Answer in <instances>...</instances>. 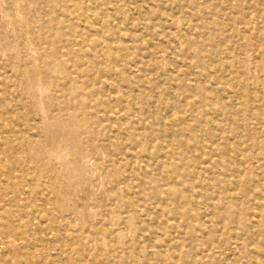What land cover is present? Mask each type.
I'll return each mask as SVG.
<instances>
[{"label":"rangeland","instance_id":"rangeland-1","mask_svg":"<svg viewBox=\"0 0 264 264\" xmlns=\"http://www.w3.org/2000/svg\"><path fill=\"white\" fill-rule=\"evenodd\" d=\"M154 1L0 0L8 264H264V0H176L166 24Z\"/></svg>","mask_w":264,"mask_h":264},{"label":"bare ground","instance_id":"bare-ground-1","mask_svg":"<svg viewBox=\"0 0 264 264\" xmlns=\"http://www.w3.org/2000/svg\"><path fill=\"white\" fill-rule=\"evenodd\" d=\"M130 2H132V1H135V0H129ZM144 2L146 1V0H143ZM164 2H166V3H164ZM175 2H176V0H170V1H168V0H155L154 1V4H153V6H156V8L159 10V11H161V12H159V14H161V16H163V17H161V21H163L165 24L166 23H168V22H172L174 19H179V20H181L182 19V14H181V12H179V14H177L176 15V13H170L172 10H174L175 9V7H174V4H175ZM86 3V2H85ZM164 3V4H163ZM87 5V4H86ZM85 5V6H86ZM84 5H83V7H85ZM85 9H86V7H85ZM84 10V9H83ZM237 10V9H236ZM85 11V10H84ZM125 10H122L121 8H118V9H114V12H115V17H118L119 19H123V17H124V15H125V12H124ZM86 12V11H85ZM166 12V13H165ZM78 14V13H77ZM181 14V15H180ZM84 16V15H83ZM111 17H113L112 15H110ZM178 23H180L179 21H178ZM84 24V23H83ZM100 24H101V22H100ZM9 25V24H8ZM85 26V25H84ZM178 26H179V24H178ZM82 27H83V25H82ZM87 27V26H86ZM122 27V26H121ZM97 28V27H96ZM101 29V28H100ZM94 30V29H93ZM121 30V29H120ZM101 32V31H100ZM113 35H116L117 36V42L118 41H121V35H120V31H116L115 33H112L111 35H109L111 38H109V40L112 42L113 41V39H112V36ZM125 35L128 37V38H130V39H134L135 38V33H133L132 31H126L125 32ZM227 35V34H226ZM228 36V35H227ZM95 38H97V37H95ZM103 46V45H102ZM122 47V46H121ZM161 50H158V52H160ZM154 58H156V57H154ZM132 59V58H131ZM117 66V65H116ZM127 67V66H126ZM140 67V66H139ZM114 68V67H113ZM130 68V67H129ZM110 73H112V71H110ZM124 78H126V77H124ZM191 79V78H190ZM192 80V79H191ZM125 81V80H124ZM132 81V80H131ZM104 82H106V81H104ZM107 83V82H106ZM105 83V84H106ZM113 83V82H112ZM156 85H155V88L157 89V90H159L160 91V93H162V97L164 98L165 96H167V97H170L171 99H174V100H176V98H177V96H178V93H177V91H179L180 92V95L179 96H181L183 99H184V104H180V103H176V102H173L174 104H173V107L171 106L170 108H169V110H171V109H175L176 110V113L178 114V116H179V118H180V116L183 114V112H184V109L186 108V107H192L193 105H192V103H190V101L188 102V100H189V96H188V90H186V88L185 89H183V87L182 88H179V87H177V86H174V85H171V84H160V83H155ZM116 87V86H115ZM133 87V86H132ZM134 88V87H133ZM117 89V88H116ZM162 90V92H161V90ZM227 89V88H226ZM225 89V90H226ZM135 90V89H134ZM166 93V94H164V93ZM142 100V99H141ZM167 100V99H166ZM171 101V100H170ZM193 108V107H192ZM168 109L166 108V111H167ZM168 110V111H169ZM206 110H208V109H206ZM157 112H158V110H157ZM169 112H167V113H164V114H168ZM159 116V115H158ZM164 116V115H163ZM162 117V116H161ZM182 117V116H181ZM160 121V120H159ZM139 122V121H138ZM153 123H155L154 121H152ZM153 123H152V125H153ZM206 123H207V121H206ZM64 124V123H63ZM168 124H170V123H168ZM4 125V124H3ZM66 125V124H65ZM65 125H64V127H65ZM160 125V124H159ZM60 126V125H59ZM153 126H155V127H152V128H148V129H146V130H144V131H142V130H139V132L138 133H140L142 136L143 135H145V134H147V135H155V134H157L158 132L159 133H163V135H165L166 137H176V138H178V137H183V136H185V135H187L186 134V132L188 131V133L189 134H191L192 132H193V130L195 129L194 127L192 128L193 130H186V131H183V130H178V131H173L172 129H168L167 130V128L164 126V128L162 127L160 130L159 129H157L156 130V126H157V124L155 123V125H153ZM13 127V126H12ZM70 127H72V126H70ZM10 128H11V125H10ZM66 128V127H65ZM170 128V127H169ZM62 129V128H61ZM72 129V128H71ZM50 130V129H49ZM64 130V129H63ZM136 130V129H135ZM161 131V132H160ZM69 132V131H68ZM126 132V131H125ZM195 133H199L201 136H202V131H196L195 130ZM206 133V135L208 134L209 136L210 135H213V133L211 132V131H208V132H205ZM70 134V133H69ZM10 135V134H9ZM14 136V135H13ZM6 137V136H5ZM11 139V138H10ZM144 141V140H143ZM221 142V141H220ZM250 144V143H249ZM191 145V144H190ZM189 145V146H190ZM188 146V145H187ZM193 146V145H192ZM208 146V145H207ZM190 148H192V147H190ZM189 148V149H190ZM173 149H175V148H173ZM211 150H212V148H211ZM170 153V152H169ZM14 154H15V152H13L12 150H11V152H10V158H14ZM145 155H146V153H145ZM4 158V157H3ZM240 160V159H239ZM4 162V161H3ZM191 162H193V161H191ZM194 163V162H193ZM33 171V170H32ZM241 171V170H240ZM15 172H13V174H14ZM27 173V172H26ZM183 173V172H182ZM12 174V175H13ZM29 176H31L30 174H28ZM33 175V174H32ZM27 176V175H26ZM33 176H31V178H32ZM34 178V177H33ZM203 178V177H202ZM3 179V178H2ZM26 179V178H25ZM29 178L27 177V180H28ZM1 180V179H0ZM26 180V181H27ZM1 182V181H0ZM30 182H31V180H30ZM33 183V182H32ZM195 183V182H194ZM33 186V185H32ZM2 187H4V185L2 186ZM38 187V186H37ZM198 187H199V185H198ZM4 189V188H3ZM47 190V189H46ZM133 190V189H132ZM38 191V190H37ZM44 191V190H43ZM37 193V192H36ZM44 193V192H43ZM43 193H42V196H43ZM210 194V193H209ZM50 195V194H49ZM36 196V195H35ZM38 196H39V194H38ZM42 196L41 197H39V198H42ZM203 196H205L204 194H203ZM211 195H209V197H210ZM44 197V196H43ZM200 197H202V192L200 193ZM32 198V197H31ZM36 198V197H35ZM33 199V198H32ZM43 199H46V198H43ZM178 199V198H177ZM25 201V200H24ZM40 201V200H39ZM38 201V202H39ZM207 202H210V201H208V199L206 200ZM33 202V201H32ZM199 202V201H198ZM206 202V203H207ZM226 203V202H225ZM25 204V203H24ZM23 204V205H24ZM39 205H40V202H39ZM188 205L189 206H193L192 205V203H191V201L188 203ZM19 207V206H18ZM44 208H46V207H44ZM24 209V208H23ZM231 209V211H232V208H230ZM234 209V208H233ZM238 209V208H237ZM230 211V210H229ZM25 212V211H24ZM23 212V213H24ZM27 212V211H26ZM203 213V212H202ZM40 216V215H39ZM38 216V217H39ZM198 216H200V217H198ZM197 217L198 218H200L201 220H202V215H198ZM227 217V216H226ZM251 217H255V218H258L259 219V223H258V225H257V227H259L260 228V225H261V228L258 230V232L256 233V235L257 236H254V234L253 233H251V230H250V232H245L244 231V233H245V235H246V237H248L250 240H251V245L252 246H255L256 244L257 245H259V244H261L262 242L261 241H259V238L262 236V234H263V229H264V213H259L258 215H252ZM27 218V217H26ZM145 218V217H144ZM205 218V217H204ZM203 218V219H204ZM13 219V218H12ZM16 218H14L13 220H15ZM28 219V218H27ZM147 219V218H146ZM145 219V220H146ZM19 220V219H18ZM49 220L47 219V222H48ZM194 221V220H193ZM1 222V221H0ZM19 222H21V221H19ZM18 223V222H17ZM39 223V222H38ZM157 223V222H156ZM16 224V223H15ZM22 224H23V222H22ZM180 224V223H179ZM51 227H53V226H51ZM220 227H221V225H220ZM176 228V227H175ZM212 228V227H211ZM34 229V228H33ZM232 229V228H231ZM20 231H21V229H19V226H18V228H17V230H16V228L15 229H13L12 231H9L8 232V234H7V236L5 237V238H0L1 239V241H0V244H1V246H3V249H4V253L5 254H3V255H1L0 256V264H8V262H9V260H7V255L9 254V256H11V254H10V252L12 251V252H17V248L19 249V251H20V255L22 254V252H23V249L22 248H20V246H21V244L19 243V241L20 240H22L21 238L19 239V236H20ZM174 231H175V229H174ZM175 233V232H174ZM222 233V232H221ZM160 234V233H159ZM45 235V234H44ZM162 235V234H161ZM160 235V236H161ZM225 235V234H224ZM77 236V235H76ZM198 236V235H197ZM222 236H223V234H222ZM236 236V235H235ZM234 236V237H235ZM163 237V236H162ZM175 237V236H174ZM51 239V238H50ZM181 239V238H180ZM237 239V238H236ZM175 240H176V237H175ZM248 240V239H247ZM220 242V241H219ZM72 243H73V240H72ZM163 243H164V241H163ZM192 243H193V241H192ZM73 245V244H72ZM158 245V244H157ZM47 246V245H46ZM143 247V246H142ZM231 247H234V248H236V246H234V245H231ZM74 248V247H73ZM139 248V247H138ZM250 248V247H249ZM40 249V248H39ZM165 249V248H164ZM218 249V248H217ZM207 251V250H206ZM41 252H43V251H41ZM140 252V251H139ZM44 253V252H43ZM141 253V252H140ZM139 253V254H140ZM165 253V252H164ZM202 254V251H199V250H196V255H201ZM207 254V253H206ZM127 255H129V253L127 254ZM51 257V256H50ZM176 257V256H175ZM63 258V257H62ZM48 259H50V258H48ZM231 259V258H230ZM233 259V258H232ZM231 259V260H232ZM51 260V259H50ZM85 260V259H84ZM87 260V259H86ZM32 262H33V260H31ZM49 261V260H48ZM31 262V263H32ZM126 262H127V260H126ZM82 263V262H81ZM40 264V263H39ZM44 264H46V263H44ZM108 264H110V263H108ZM112 264V263H111ZM117 264H118V262H117Z\"/></svg>","mask_w":264,"mask_h":264}]
</instances>
